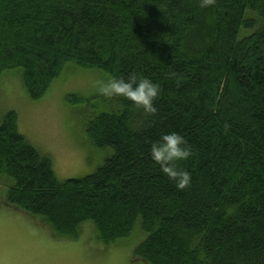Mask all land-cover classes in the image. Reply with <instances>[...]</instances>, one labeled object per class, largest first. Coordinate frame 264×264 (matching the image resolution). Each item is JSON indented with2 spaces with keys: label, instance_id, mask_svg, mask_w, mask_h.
<instances>
[{
  "label": "trees",
  "instance_id": "1",
  "mask_svg": "<svg viewBox=\"0 0 264 264\" xmlns=\"http://www.w3.org/2000/svg\"><path fill=\"white\" fill-rule=\"evenodd\" d=\"M71 69L147 76L161 85L157 111L67 96L86 105L87 143L108 156L63 182L6 113L3 205L56 237L78 239L90 225L104 245L140 222L146 238L133 257L144 264H264V0L205 9L198 0H0V77L18 71L38 101ZM170 132L194 153L177 165L191 173L183 191L149 154Z\"/></svg>",
  "mask_w": 264,
  "mask_h": 264
},
{
  "label": "rangeland",
  "instance_id": "2",
  "mask_svg": "<svg viewBox=\"0 0 264 264\" xmlns=\"http://www.w3.org/2000/svg\"><path fill=\"white\" fill-rule=\"evenodd\" d=\"M102 74L71 69L38 101L29 97L18 71L0 77V123L6 113L16 112L20 134L51 159L60 182L93 174L108 156L87 143L86 105L67 101L69 95H95L92 85ZM7 190L0 180V264H144L133 257L146 238L140 222L129 239L112 245L100 243L90 225L78 239L56 237L39 220L3 205Z\"/></svg>",
  "mask_w": 264,
  "mask_h": 264
},
{
  "label": "clouds",
  "instance_id": "3",
  "mask_svg": "<svg viewBox=\"0 0 264 264\" xmlns=\"http://www.w3.org/2000/svg\"><path fill=\"white\" fill-rule=\"evenodd\" d=\"M198 2L199 7L205 9L213 7L216 0H198ZM168 75L175 77L176 73L171 72ZM92 88L97 96L105 100L111 101L120 97L130 101L147 115L156 113L155 101L161 93V85L158 82L136 72H131L127 76L105 72L93 82ZM149 154L177 190L183 191L191 186V173L182 167H177L179 162L187 161L194 155L191 145L184 136L178 132L162 133L157 140L150 143Z\"/></svg>",
  "mask_w": 264,
  "mask_h": 264
},
{
  "label": "crops",
  "instance_id": "4",
  "mask_svg": "<svg viewBox=\"0 0 264 264\" xmlns=\"http://www.w3.org/2000/svg\"><path fill=\"white\" fill-rule=\"evenodd\" d=\"M94 230V229H93Z\"/></svg>",
  "mask_w": 264,
  "mask_h": 264
}]
</instances>
